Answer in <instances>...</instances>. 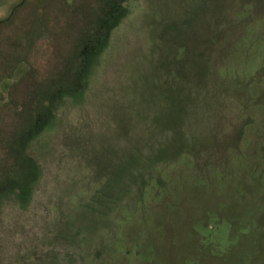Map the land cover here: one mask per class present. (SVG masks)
Wrapping results in <instances>:
<instances>
[{"label": "rangeland", "instance_id": "rangeland-1", "mask_svg": "<svg viewBox=\"0 0 264 264\" xmlns=\"http://www.w3.org/2000/svg\"><path fill=\"white\" fill-rule=\"evenodd\" d=\"M0 264H264V0H0Z\"/></svg>", "mask_w": 264, "mask_h": 264}, {"label": "trees", "instance_id": "trees-1", "mask_svg": "<svg viewBox=\"0 0 264 264\" xmlns=\"http://www.w3.org/2000/svg\"><path fill=\"white\" fill-rule=\"evenodd\" d=\"M70 70L71 71L68 73L61 74L60 81H64L66 79L67 82H72V84L74 85L71 90L78 91L82 86L81 80H79L78 75L74 76L73 80H71L72 77L69 76H71V74L73 73V69ZM64 71H66V69ZM12 148V153L15 154V161L17 162L18 166H20V171L18 170L16 173V175H18L16 177L20 182L19 184L24 187L29 186L34 182L36 177V169L34 163L31 161V159L25 157L18 147L12 146Z\"/></svg>", "mask_w": 264, "mask_h": 264}]
</instances>
